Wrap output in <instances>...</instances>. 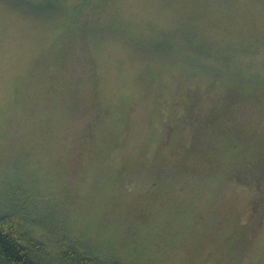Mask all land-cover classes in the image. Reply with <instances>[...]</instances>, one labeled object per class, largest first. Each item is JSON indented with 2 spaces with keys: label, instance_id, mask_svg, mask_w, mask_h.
<instances>
[{
  "label": "rangeland",
  "instance_id": "obj_1",
  "mask_svg": "<svg viewBox=\"0 0 264 264\" xmlns=\"http://www.w3.org/2000/svg\"><path fill=\"white\" fill-rule=\"evenodd\" d=\"M30 1L0 0V201L48 214L51 228L35 226L45 240L80 233L128 264H264V211L247 245L230 248L229 209L208 215L212 185L201 201L176 197L151 189L148 168L180 86L241 96L242 123L264 116V0ZM82 61L69 98L48 92L62 81L54 68ZM156 80L169 93L159 105ZM173 105L170 120L185 107ZM81 118L91 122L84 154L71 134Z\"/></svg>",
  "mask_w": 264,
  "mask_h": 264
},
{
  "label": "trees",
  "instance_id": "obj_2",
  "mask_svg": "<svg viewBox=\"0 0 264 264\" xmlns=\"http://www.w3.org/2000/svg\"><path fill=\"white\" fill-rule=\"evenodd\" d=\"M29 1L16 0V5L29 7ZM186 32L184 34L190 37ZM84 68V61L81 65L75 64L74 70L60 65L54 68L57 71L52 76L62 74V81L55 83L56 78L52 77L53 84L47 85L48 92L51 91L49 87H53L56 94L69 98L74 81L82 80ZM150 87L156 91L152 96L157 105L168 98L166 89L158 90L157 80ZM182 88L180 86L171 102L161 109L165 129L157 154L148 166L154 173L151 189L160 191L159 186L165 185L168 190H175L176 197H194L195 201L207 196L208 215L213 213L212 217L217 221L229 209L226 214L232 228L228 233L229 246L231 248L239 242V249H242L253 235L257 226L255 221L264 211V116L256 124L252 120H249L252 124L242 123L236 119L237 107L242 105L241 96H233L230 90L219 94L221 92L217 93L214 86L194 96ZM179 103L185 107L177 118L170 120L168 114L172 105ZM83 106L86 110L91 108L90 103L89 107L84 103ZM202 106L207 110H201ZM89 121V118H81L73 133L69 129L71 134L77 133V149L81 154H84L89 136ZM44 130L45 127L41 126L40 132ZM70 145L73 148V142ZM164 149H168L167 152ZM208 185H212L211 193L201 195ZM192 188L193 191L197 188L196 192L191 191ZM238 195L245 201L239 207L236 206ZM1 200L5 201L1 205L9 208H0V264H128L111 252L101 253L80 233L75 236L49 235L45 240L35 226L41 223L46 224V229L51 228L48 214H42L43 210L39 208L29 209L24 199H15L14 195ZM194 217L198 222L201 216L195 214ZM50 230L46 232L51 233Z\"/></svg>",
  "mask_w": 264,
  "mask_h": 264
}]
</instances>
